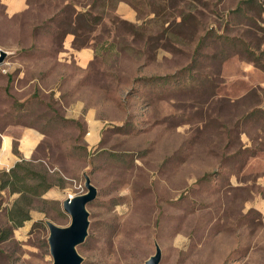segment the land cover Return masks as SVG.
Segmentation results:
<instances>
[{
	"label": "rangeland",
	"instance_id": "1",
	"mask_svg": "<svg viewBox=\"0 0 264 264\" xmlns=\"http://www.w3.org/2000/svg\"><path fill=\"white\" fill-rule=\"evenodd\" d=\"M119 1L0 3V131L35 134L0 174V264H52L45 222L70 224L85 174L82 264H144L155 244L159 264H264V90L224 84L237 59L264 72V0H123L133 20Z\"/></svg>",
	"mask_w": 264,
	"mask_h": 264
},
{
	"label": "crops",
	"instance_id": "2",
	"mask_svg": "<svg viewBox=\"0 0 264 264\" xmlns=\"http://www.w3.org/2000/svg\"><path fill=\"white\" fill-rule=\"evenodd\" d=\"M3 5L5 14L7 16H16L23 13L28 8V0H0ZM118 10L120 14H125L127 19L133 20L136 16L135 11L130 7V4L126 1H119ZM228 60V59H227ZM224 61V64L228 61ZM241 60V61H240ZM238 64L235 65L234 74L229 73V69H224L226 77L225 86L227 91L231 95H235V98L241 97L254 89L264 90V72L252 63L240 59ZM236 90V92H232ZM264 111V105L260 108ZM35 134L32 131L22 133L20 138L13 134L12 131H0V174L9 173L15 165L21 161L29 160L34 147ZM14 143H17V152L14 151ZM21 157V160H20ZM260 183L264 185V176L260 180Z\"/></svg>",
	"mask_w": 264,
	"mask_h": 264
},
{
	"label": "water",
	"instance_id": "3",
	"mask_svg": "<svg viewBox=\"0 0 264 264\" xmlns=\"http://www.w3.org/2000/svg\"><path fill=\"white\" fill-rule=\"evenodd\" d=\"M7 54L0 51V65L4 63ZM86 192L82 195L68 197L62 202V210L70 217L67 227H58L50 221L45 225L48 229L47 244L52 264H82L83 259L78 254L77 248L81 246L88 235L89 213L86 206L97 197V190L92 186L90 179L84 175ZM161 250L155 244V253L144 264H159Z\"/></svg>",
	"mask_w": 264,
	"mask_h": 264
},
{
	"label": "trees",
	"instance_id": "4",
	"mask_svg": "<svg viewBox=\"0 0 264 264\" xmlns=\"http://www.w3.org/2000/svg\"><path fill=\"white\" fill-rule=\"evenodd\" d=\"M120 1H122V0H120ZM89 17V15H82V17ZM86 20V19H85ZM24 165H26L25 164V162L24 161H21V162H19V163H17L16 165H15V167L13 168V169H11L10 170V172L8 173L9 175H11V174H14L15 173V170H17V169H24L23 167H24ZM17 177V176H16ZM27 177V176H26ZM39 181H40V184H38L36 187H34V188H31V189H33L34 191H36L35 193L36 194H42V193H45L46 191H48L50 188H51V185L50 184H46V181L44 180V178H42V177H40L39 176ZM18 180L20 181V182H22L23 180H25V177H21V178H18ZM26 189H28V188H26ZM25 191V190H24ZM21 192H22V190H21ZM10 221H11V219H10ZM12 221H14L13 220V218H12ZM18 227H20L21 225H17Z\"/></svg>",
	"mask_w": 264,
	"mask_h": 264
}]
</instances>
